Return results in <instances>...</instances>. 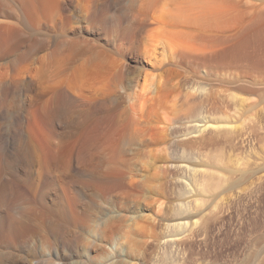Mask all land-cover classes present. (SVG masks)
I'll return each mask as SVG.
<instances>
[{
    "label": "bare ground",
    "instance_id": "1",
    "mask_svg": "<svg viewBox=\"0 0 264 264\" xmlns=\"http://www.w3.org/2000/svg\"><path fill=\"white\" fill-rule=\"evenodd\" d=\"M101 1L0 0V264H105L115 243L127 250L118 264H131L151 206L184 229L205 190L195 180L205 143L193 138L211 124L190 103L181 129L175 99L163 117L176 93L167 66L258 64L264 52V5L192 0L199 14L178 15V0ZM177 22L203 42L149 34Z\"/></svg>",
    "mask_w": 264,
    "mask_h": 264
},
{
    "label": "rangeland",
    "instance_id": "2",
    "mask_svg": "<svg viewBox=\"0 0 264 264\" xmlns=\"http://www.w3.org/2000/svg\"><path fill=\"white\" fill-rule=\"evenodd\" d=\"M106 1L102 0L101 3L104 4ZM228 1L233 2L231 4L235 1L243 6L264 5V0ZM120 2L126 3L128 0H120ZM191 5L192 0H178L176 14H199V8ZM165 7L164 3L160 5L161 13L168 12L164 10ZM80 12V5L73 1L69 14L74 21L82 20ZM152 29L149 32L152 33L150 34L152 37L162 34L180 42L192 44L203 42L198 35L197 27L190 26L186 22H177L176 26L168 25L167 30H171L168 33H165L163 24L158 23ZM55 37L54 35L50 37L51 43L55 42ZM108 50L116 51L115 53L112 51L113 54L118 53L112 48ZM207 51L205 48L193 53L196 56H203V54L207 55ZM260 57L262 61L259 60L261 64L256 63L257 67L256 64L248 61L235 66L214 62L202 67L197 59L188 62L178 60L167 66L176 75L174 84L177 94L174 93L167 100V109L165 108V115L162 113V116H166V119L174 116L171 107L176 101L181 129L184 130V123L193 117L202 116L198 122L211 124L205 132L203 131L204 133L199 132L200 134H195L194 138L193 135L191 136L194 140L202 137L201 142L207 146L203 144L200 151H196L202 156L198 153L196 155L203 158L198 164L200 162L205 164L201 167L197 165L199 169L195 174V180L205 190L201 192L198 190V195L193 196V199L202 203L198 201L201 205L193 207L195 209L191 212L192 215L191 213L188 215L191 216L190 218H183L189 220L190 224L179 231H174L175 229L171 231L165 224L169 221L168 217L154 214L156 213L154 206L147 208L145 214L152 216L149 219L152 224L148 225L150 222L148 224L146 222V226L144 225L142 229L151 226L150 232L152 233L151 230L154 228L155 233L150 234L148 229L142 230L148 231L144 237L147 238L143 239L147 245L143 248L146 253L143 250L141 253L134 250L136 257L134 256L135 261L133 259L131 264H261L264 262V52ZM123 99H128L126 94ZM190 103L195 105L192 106L195 108L193 117L189 114ZM197 107L203 113H200ZM168 110H171L172 114ZM162 124L159 125L160 128L165 129L167 122ZM211 138L214 142L210 141ZM181 139L184 140L183 137ZM185 172L181 169L175 175L188 176L189 173ZM173 176L174 174H171V177ZM138 231L137 234L141 233L140 237L145 234ZM175 233L176 235H173ZM115 245L113 248L117 254L113 253L110 256L112 259L109 258L105 264L112 262L118 264L119 256L125 257L127 251L125 246L118 248L117 243Z\"/></svg>",
    "mask_w": 264,
    "mask_h": 264
}]
</instances>
